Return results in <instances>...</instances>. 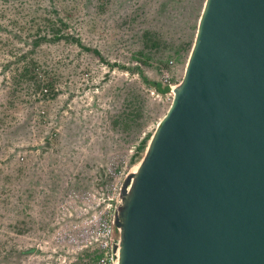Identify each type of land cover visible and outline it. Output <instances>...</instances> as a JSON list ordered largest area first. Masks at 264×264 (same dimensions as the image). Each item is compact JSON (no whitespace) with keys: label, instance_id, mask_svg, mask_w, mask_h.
Here are the masks:
<instances>
[{"label":"rangeland","instance_id":"1","mask_svg":"<svg viewBox=\"0 0 264 264\" xmlns=\"http://www.w3.org/2000/svg\"><path fill=\"white\" fill-rule=\"evenodd\" d=\"M205 2L0 0V264L96 258L93 218L167 114Z\"/></svg>","mask_w":264,"mask_h":264},{"label":"water","instance_id":"2","mask_svg":"<svg viewBox=\"0 0 264 264\" xmlns=\"http://www.w3.org/2000/svg\"><path fill=\"white\" fill-rule=\"evenodd\" d=\"M115 215L118 264H264V0H206Z\"/></svg>","mask_w":264,"mask_h":264},{"label":"built area","instance_id":"3","mask_svg":"<svg viewBox=\"0 0 264 264\" xmlns=\"http://www.w3.org/2000/svg\"><path fill=\"white\" fill-rule=\"evenodd\" d=\"M108 206L103 217L93 218V230L89 235V243L97 256L93 261H84V264H118L117 247L120 240V231L115 225L116 211Z\"/></svg>","mask_w":264,"mask_h":264},{"label":"trees","instance_id":"4","mask_svg":"<svg viewBox=\"0 0 264 264\" xmlns=\"http://www.w3.org/2000/svg\"><path fill=\"white\" fill-rule=\"evenodd\" d=\"M61 23H63L62 21H61ZM56 24L55 23H52L51 24V26L52 27H54ZM64 25V24H63ZM80 47H82L84 50H86V51H88V52H94L97 56H99L100 58L102 57L101 56V53L98 51V50H93V49H91V48H88V47H86V46H84L83 44H82V42H79V44H78ZM141 73V72H140ZM144 79V81H145V83L146 84H148V80L146 79V78H143ZM153 87L155 88V90L158 92V93H160V94H165V93H167L168 91H170L171 90V88H170V86H166V87H163L161 84H153ZM151 140V137L150 138H147V139H144L142 142H141V144H140V146L138 147V154L140 155V154H142V153H146V150H147V147H148V145H149V141ZM138 157V156H137Z\"/></svg>","mask_w":264,"mask_h":264},{"label":"bare ground","instance_id":"5","mask_svg":"<svg viewBox=\"0 0 264 264\" xmlns=\"http://www.w3.org/2000/svg\"><path fill=\"white\" fill-rule=\"evenodd\" d=\"M138 168H139V164L136 166L134 172H136L138 170Z\"/></svg>","mask_w":264,"mask_h":264}]
</instances>
